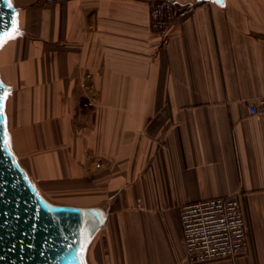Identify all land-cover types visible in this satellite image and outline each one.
I'll return each mask as SVG.
<instances>
[{
	"label": "crops",
	"instance_id": "0c3cea01",
	"mask_svg": "<svg viewBox=\"0 0 264 264\" xmlns=\"http://www.w3.org/2000/svg\"><path fill=\"white\" fill-rule=\"evenodd\" d=\"M10 3L9 146L42 195L106 210L90 264H188L179 208L229 196L246 249L206 264H264V0Z\"/></svg>",
	"mask_w": 264,
	"mask_h": 264
},
{
	"label": "water",
	"instance_id": "95a60500",
	"mask_svg": "<svg viewBox=\"0 0 264 264\" xmlns=\"http://www.w3.org/2000/svg\"><path fill=\"white\" fill-rule=\"evenodd\" d=\"M17 12L9 0H0V36L12 31L14 19L18 31ZM10 91L0 78V264H87L86 252L106 210L53 204L38 192L7 142Z\"/></svg>",
	"mask_w": 264,
	"mask_h": 264
},
{
	"label": "built area",
	"instance_id": "2783aa9c",
	"mask_svg": "<svg viewBox=\"0 0 264 264\" xmlns=\"http://www.w3.org/2000/svg\"><path fill=\"white\" fill-rule=\"evenodd\" d=\"M248 112L264 118V98L252 103ZM179 220L188 264L233 259L246 249V225L237 197H217L182 205Z\"/></svg>",
	"mask_w": 264,
	"mask_h": 264
},
{
	"label": "rangeland",
	"instance_id": "374dc122",
	"mask_svg": "<svg viewBox=\"0 0 264 264\" xmlns=\"http://www.w3.org/2000/svg\"><path fill=\"white\" fill-rule=\"evenodd\" d=\"M11 1V0H10ZM164 5L162 3L159 2L157 9H164L163 7ZM2 80V79H1ZM3 81V80H2ZM6 113V112H5ZM31 181L35 184V182L31 179ZM42 194V193H41ZM47 200H49L51 203L53 204H57V205H68V206H73V205H69V204H63L54 200H51L49 198H47L45 195H43ZM86 262L87 264H90V246L86 252Z\"/></svg>",
	"mask_w": 264,
	"mask_h": 264
},
{
	"label": "snow or ice",
	"instance_id": "6c2138e0",
	"mask_svg": "<svg viewBox=\"0 0 264 264\" xmlns=\"http://www.w3.org/2000/svg\"><path fill=\"white\" fill-rule=\"evenodd\" d=\"M16 31H17V28H16V21H15V19H14V20H13V24H12V31H11V32H7V33H5L4 36H6L8 39H11V38L14 37ZM4 36H0V43L3 42Z\"/></svg>",
	"mask_w": 264,
	"mask_h": 264
},
{
	"label": "bare ground",
	"instance_id": "6f19581e",
	"mask_svg": "<svg viewBox=\"0 0 264 264\" xmlns=\"http://www.w3.org/2000/svg\"><path fill=\"white\" fill-rule=\"evenodd\" d=\"M4 82V81H3ZM5 84H6V82H4ZM7 102V101H6ZM6 102H5V108H6ZM6 112V111H5ZM6 114V113H5ZM6 128H8L7 127V121H6ZM6 138H7V135H6ZM7 142H8V138H7ZM8 145H9V142H8ZM9 148H10V146H9ZM10 150H11V152L13 153V154H15L14 152H13V150L10 148ZM16 156V155H15ZM16 160H17V162L19 163V161H18V158L16 157ZM19 165L22 167V165L19 163ZM23 168V167H22ZM24 169V168H23ZM25 170V169H24ZM26 171V170H25ZM27 173V172H26ZM28 176V178H29V180L31 181V179H30V177H29V175H27ZM38 190V189H37ZM38 192H39V190H38ZM40 194H41V192H39ZM42 195V194H41ZM43 196V195H42ZM44 197V196H43ZM45 198V197H44ZM50 202V201H49Z\"/></svg>",
	"mask_w": 264,
	"mask_h": 264
},
{
	"label": "trees",
	"instance_id": "16d2710c",
	"mask_svg": "<svg viewBox=\"0 0 264 264\" xmlns=\"http://www.w3.org/2000/svg\"><path fill=\"white\" fill-rule=\"evenodd\" d=\"M47 1L54 2V1H63V0H47Z\"/></svg>",
	"mask_w": 264,
	"mask_h": 264
}]
</instances>
